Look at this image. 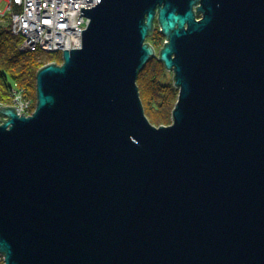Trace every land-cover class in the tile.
<instances>
[{"label": "water", "instance_id": "1", "mask_svg": "<svg viewBox=\"0 0 264 264\" xmlns=\"http://www.w3.org/2000/svg\"><path fill=\"white\" fill-rule=\"evenodd\" d=\"M80 12L33 113L0 107L3 264H264V0ZM153 59L178 92L167 126L137 86Z\"/></svg>", "mask_w": 264, "mask_h": 264}, {"label": "built area", "instance_id": "2", "mask_svg": "<svg viewBox=\"0 0 264 264\" xmlns=\"http://www.w3.org/2000/svg\"><path fill=\"white\" fill-rule=\"evenodd\" d=\"M2 4L5 9L0 11V24L20 38L21 52L58 54L61 58L63 51L81 47V31L89 20L81 15L80 8L91 9L97 0H0ZM10 99L9 104L0 107H13L19 116L33 113L35 104L22 91L13 89Z\"/></svg>", "mask_w": 264, "mask_h": 264}, {"label": "trees", "instance_id": "3", "mask_svg": "<svg viewBox=\"0 0 264 264\" xmlns=\"http://www.w3.org/2000/svg\"><path fill=\"white\" fill-rule=\"evenodd\" d=\"M162 39L156 27L147 42L156 48ZM20 44V38L13 36L9 27L0 24V104L3 105L9 104L13 89L22 91L35 103L37 71L46 64L60 63L57 54L23 53L19 49ZM165 72L157 60L154 65L151 60L137 78L145 115L156 127L171 123V112L177 99V91L172 84L163 81Z\"/></svg>", "mask_w": 264, "mask_h": 264}, {"label": "rangeland", "instance_id": "4", "mask_svg": "<svg viewBox=\"0 0 264 264\" xmlns=\"http://www.w3.org/2000/svg\"><path fill=\"white\" fill-rule=\"evenodd\" d=\"M4 9H5V5L4 4H2L1 6H0V11H4ZM159 37V36H158ZM148 40V39H147ZM163 42H164V39H162V40H160L159 41V43H158V45H156V49H158V50H160L161 49V47H162V45H163ZM153 46V45H152ZM58 55V54H57ZM60 57V56H59ZM55 63H57V64H60L59 63V61L58 62H55ZM154 64H156V60H152V65H154ZM163 81H164V83H167V84H172V86H173V83H172V74L170 73V72H165V74H164V77H163ZM178 93V92H177ZM35 104V103H34Z\"/></svg>", "mask_w": 264, "mask_h": 264}, {"label": "flooded vegetation", "instance_id": "5", "mask_svg": "<svg viewBox=\"0 0 264 264\" xmlns=\"http://www.w3.org/2000/svg\"><path fill=\"white\" fill-rule=\"evenodd\" d=\"M153 48H154V50H155V54L157 55V54H158V52H159V50H158V49H156L154 46H153Z\"/></svg>", "mask_w": 264, "mask_h": 264}]
</instances>
